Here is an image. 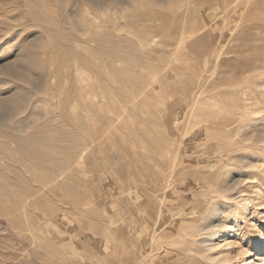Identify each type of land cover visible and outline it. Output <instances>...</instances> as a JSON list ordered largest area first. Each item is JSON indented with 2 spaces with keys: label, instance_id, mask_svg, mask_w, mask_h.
<instances>
[{
  "label": "rangeland",
  "instance_id": "rangeland-1",
  "mask_svg": "<svg viewBox=\"0 0 264 264\" xmlns=\"http://www.w3.org/2000/svg\"><path fill=\"white\" fill-rule=\"evenodd\" d=\"M262 47L264 0H0V264H264Z\"/></svg>",
  "mask_w": 264,
  "mask_h": 264
},
{
  "label": "bare ground",
  "instance_id": "bare-ground-1",
  "mask_svg": "<svg viewBox=\"0 0 264 264\" xmlns=\"http://www.w3.org/2000/svg\"><path fill=\"white\" fill-rule=\"evenodd\" d=\"M251 27V26H250ZM257 29H258V26H257ZM254 35V34H253ZM256 36V35H255ZM259 38V37H258ZM252 42V41H251ZM244 44V43H243ZM252 44V43H251ZM263 49H264V47H262ZM246 50V49H245ZM263 65V64H262ZM264 67V66H263ZM100 102V101H99ZM99 102H98V104H99ZM191 114V113H190ZM192 115V114H191ZM194 115V114H193ZM193 117V116H192ZM244 159V158H243ZM243 161V160H242ZM243 162H245V161H243ZM247 164V163H246ZM200 172V171H199ZM203 171L201 170V173H202ZM203 229V228H202ZM144 243V242H143ZM260 249H261V245H260V243L258 244V246H257V248H256V251H260ZM144 251V250H143ZM258 253L259 252H256V253H254V256H255V259H256V261L255 262H258L259 261V259L260 260H263V262H264V256L263 257H261L260 258V256H258Z\"/></svg>",
  "mask_w": 264,
  "mask_h": 264
}]
</instances>
